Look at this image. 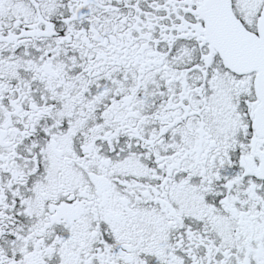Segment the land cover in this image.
<instances>
[{
  "label": "snow or ice",
  "instance_id": "6c2138e0",
  "mask_svg": "<svg viewBox=\"0 0 264 264\" xmlns=\"http://www.w3.org/2000/svg\"><path fill=\"white\" fill-rule=\"evenodd\" d=\"M0 264H264V0H0Z\"/></svg>",
  "mask_w": 264,
  "mask_h": 264
}]
</instances>
